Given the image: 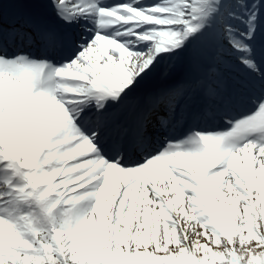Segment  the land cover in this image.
<instances>
[{
    "label": "snow or ice",
    "instance_id": "snow-or-ice-1",
    "mask_svg": "<svg viewBox=\"0 0 264 264\" xmlns=\"http://www.w3.org/2000/svg\"><path fill=\"white\" fill-rule=\"evenodd\" d=\"M0 264H264V0H0Z\"/></svg>",
    "mask_w": 264,
    "mask_h": 264
}]
</instances>
